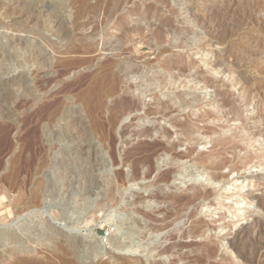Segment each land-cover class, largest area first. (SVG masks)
<instances>
[{"label":"rangeland","instance_id":"obj_1","mask_svg":"<svg viewBox=\"0 0 264 264\" xmlns=\"http://www.w3.org/2000/svg\"><path fill=\"white\" fill-rule=\"evenodd\" d=\"M163 1L165 2L160 3L155 0H0V39L4 38L5 40L12 34L28 36L30 40L42 42L43 49L53 53V57L47 60L45 58L44 61L37 63L38 65L32 64L26 55L25 45L21 44L17 45V49L15 47L12 50L13 56L11 54L3 62L5 64L3 73L8 72V69H10L9 71L22 69L28 76L30 86L29 89L23 90L17 84L5 86L0 81L1 87H5V94L0 98V227L16 231L24 228L17 231L21 232L23 241H29L27 237L34 238L30 232V225L35 226V222L33 225L30 223L27 229L23 225H21L22 227L18 225L30 221L32 218L36 221L34 216L39 210L29 207L28 203L31 200L30 192L35 185V176H37L33 173L32 167L36 151H39L40 155L45 153L46 146H42L39 139L41 138V129L44 128L43 125L46 126L45 130L48 132H60L55 135L59 139L55 138L56 141L52 139L50 144L51 147L54 146L51 150L56 151L55 156L59 165H69L64 159L72 146L62 134L65 130H59L58 122H47L45 112L52 103L61 102V99L65 106L78 105L80 92L89 84L94 75H100L110 67L113 51L109 49L98 51L97 49L106 41L129 51L132 63L144 73L148 64L161 68L159 61L170 59L169 67L160 70L167 78L169 73H173L179 80L174 89L165 87L161 92L158 89L155 91L159 92V96L163 100L173 92H180L187 99H193L192 103L197 107L196 111L188 113V108H185L172 116L187 125L189 128L187 132H191L192 136H197L200 140L183 139L175 145L174 150L162 153L157 157L158 172L165 173L167 170L176 168H174V172L172 170V178L168 182H161L158 186L151 187L152 189H147L144 186L147 179L137 180L134 183L127 182L128 184L126 183L124 187H116L118 184H113L114 191L116 190L115 196L119 197L120 190L124 194L120 198L118 206H111L109 200L103 195L111 190L110 177H113L116 170L117 172L121 171L124 176L130 174L129 165L119 163L113 164V167L112 164L108 166L105 163L106 167L104 165L92 167L90 170L92 175L89 173L87 176L80 177V181H78L80 185L85 184L88 189L89 186L91 187L90 190L94 194V196H90L91 200L97 198L94 200L93 206H90L92 210L89 208V211L92 212L81 211L80 206H77L75 210H71L69 225L83 235L94 233L95 238L103 246L104 256L102 259H108L110 264H119L121 259L126 257H138L142 259L143 264L155 263L158 259L156 248L142 249L131 245L117 248L113 243L112 238L130 228L129 222L132 224L133 219H139L143 226L148 223L145 217L131 210L132 207L125 208L128 205L124 204L131 203L133 195H136L137 192L144 195L147 191L170 192L176 190V193L183 194L187 187L193 183L199 184V188L204 189L201 183L210 173H220L222 176L218 178L220 181L217 182L219 192L210 197V205H200L201 213L199 214L205 222L216 226L228 224L224 229L232 232L241 226L252 229L250 224L257 227L260 222L264 223V217L252 213V209L255 207L252 196L261 194L264 198V27L245 28L240 35L230 41V49L235 52L237 58L219 53L218 49L222 47H216L214 42L202 49L195 48L194 45L173 47L166 43L164 45L168 46L169 50L161 56H156L155 43L148 40L150 38L147 37L149 24L160 22L162 18L168 17L172 19L174 27L186 31V35L200 34L194 20L193 9L204 0ZM133 8L135 14L131 19H128L126 12ZM211 8L213 13L207 21L208 24L230 23L238 26L237 23H240L239 19L244 13L243 11H246L247 18L249 15L254 17L259 14L258 12H263L264 0H221ZM43 12H52L61 18L58 31H48L40 22L35 23L36 17H41ZM27 17L31 20L29 23L23 20ZM141 17L148 18V21L141 20ZM132 24L142 27L141 32L144 37L140 36L139 31H131L115 43V37L120 34L121 29ZM231 59L233 60L229 65L228 61ZM239 63L244 65L239 67ZM73 64H76V67ZM72 65L74 68L70 67ZM67 68L70 70L68 73ZM238 71H242L246 81L240 80L236 84ZM47 73L50 74L49 79L45 77L49 76L46 75ZM51 74L54 75V78ZM47 79L48 83L45 84ZM50 79H54L56 83L53 80L49 81ZM131 80L137 81L135 77ZM48 89L50 90L47 92ZM223 96L228 97L230 105H222ZM152 98L153 95L149 92L143 94L141 101L144 108L152 107ZM139 113L142 112H137V114ZM132 115H129L121 125L131 124L132 118L135 116ZM231 117H234V120H228ZM143 120L146 123L154 122L155 125L168 129V136L161 138L167 144L166 146L180 138L179 131L172 126L168 117L160 118L149 114ZM247 134H252L256 140L249 144L245 150L240 151L241 156L246 154V158L251 160L246 167L233 172H229L225 168L208 167V164L218 160L222 153L220 147H212L216 138L221 139L229 136L235 140L237 136H246ZM129 141H131V145L137 139H129ZM122 148L121 139L117 137L116 153L122 151ZM104 153L107 154L105 151ZM174 154L179 155L175 160L173 159ZM14 157L16 158L14 159ZM106 158L109 159L108 156ZM12 161L31 165H27L28 168L19 175L17 188L8 189L5 193L2 190L8 188V179L5 175L13 163ZM178 168L180 169L177 171ZM100 199H103V205L97 207L94 205L95 201ZM55 200L58 204L59 200ZM18 205L20 206L19 211H17ZM144 205L145 207L142 208L147 212H151V209L156 206H163L162 203L158 204L155 201H149ZM57 206L63 208L64 203L60 202ZM46 208L40 209L39 212L43 217L48 218L51 216V211ZM125 209H128V212ZM234 213L240 215L239 219L234 216ZM221 214L224 216L222 219ZM128 215L131 216L128 217ZM50 218L57 227L64 231L67 230L63 221ZM125 218H128L127 221ZM37 228L42 234L43 227L37 226ZM217 228L218 230L214 229V231L223 229V227ZM262 229L256 235L257 243L259 240H264V227ZM39 241L44 242L42 239ZM10 243L0 239V264H14V259L19 255L18 253L12 254L13 251L10 247L13 246V243ZM28 244L33 246L35 243L29 241ZM37 248L40 249L39 246ZM34 256L41 259L42 264H49L46 257L43 258L44 255ZM232 257L235 264H242L233 253ZM91 258L90 255H86L83 257V261L90 264Z\"/></svg>","mask_w":264,"mask_h":264},{"label":"bare ground","instance_id":"obj_2","mask_svg":"<svg viewBox=\"0 0 264 264\" xmlns=\"http://www.w3.org/2000/svg\"><path fill=\"white\" fill-rule=\"evenodd\" d=\"M155 1L160 3L165 2L163 0ZM220 1L204 0L201 3L199 2V5L194 6V20L202 35H186V31L174 27L172 19L168 17L162 18L160 22L156 21L157 23L149 24L147 37L150 38L148 40H152L155 43L156 56H161L169 50V47L164 45L166 43H169L168 45L173 47L194 45L195 48L202 49L204 46L214 42L216 47H222L218 49L219 53L237 58L235 57V52L230 49V41L240 35L245 28L253 29L256 27H264V11L261 13L258 12L259 14L257 13L258 15L254 17L248 14V18L246 17V11H243L244 13L241 12L242 15L239 19L240 23H237L238 26L230 23L210 25L207 21L213 13L211 7ZM133 14H135L134 8L126 12L128 19H131ZM19 16L21 15L19 14ZM140 19L146 20V22L148 21V18L144 19L141 17ZM23 20L26 23L31 21L28 17ZM34 21L35 23L37 21L40 22L42 26L51 32L58 31L61 24V18L55 16L52 12H43L42 16L39 18L36 17ZM141 30L142 27L140 26L134 24L128 25L121 29L120 34L115 37V43L131 31H139L140 36L144 37ZM34 41L30 40L28 36L15 34L7 37L5 40L4 38L0 39V81L2 85L17 84L23 90L29 89L30 82H28V76L24 70L11 69L9 71L10 69H8V72H2L4 69L3 66L5 65L3 64L4 60L11 56L12 50L15 47L17 49V45H25L26 55L32 64H37L44 61L45 58L47 60L53 57V53H49L47 52L48 50L43 49L42 42ZM97 49L98 51L106 49L113 51L110 58V67L100 75H94L89 84L80 92L78 105L72 104L65 106L63 105L64 103L62 104L63 100L61 99V102L55 101L52 103L45 112L47 122H58L57 126L59 130H65L62 133L65 135V140L72 145L71 149L67 151L66 158L64 157L65 162L69 165L65 163V165H59L57 157L55 156L57 154L56 151L51 150L54 146L51 147L50 144L55 138H58L55 136L56 133L59 134L60 132H55L54 130V132H48L45 130L46 126L44 125L43 129L40 128L41 138L39 139L43 144L42 146L46 147L45 153H41L42 155H40L38 153L39 151H36L34 157L32 167L33 173L37 176H35V185L30 192L31 200L28 206L38 208L39 210L47 207L51 211H49L51 216H48V218L43 217L42 213L38 210V213L34 216L36 221L32 218L30 221H25V223L18 225L20 227L23 225L27 229L30 223L33 225V222H35V226L30 225V232L34 238L27 237V240L35 243L33 246L28 244L29 241H23L21 232H17L24 228L16 231L6 227H0V239L3 242L8 241L9 243H13V246L11 245L10 247L13 251L12 254H19L14 259V264H42V260L34 256L39 254L44 255L43 258L46 257L49 264H86L83 261V257L86 255L92 257L89 260L90 264H110L108 259H102L104 256L102 252L103 246L95 238L94 233L83 235L75 231L73 226L69 225L72 215L71 210H75L77 206H80L81 211L88 210L90 212L92 210L90 206L97 199L91 200L90 196H94L90 190L91 187L89 186L88 189L85 184L80 185V182H78L80 181L79 178L89 175L92 167L99 165L106 167L105 163L108 166L109 164L119 163H123L122 165L128 164L130 174L124 176L121 171L117 172L116 170V173L114 175L112 174L113 177H110L111 190L106 195H103L104 198L109 200L111 206H116L124 194L120 190L119 197L115 196L116 190L114 191L115 187L113 184L115 185L117 183L119 185L116 187H124L127 182L134 183L137 180L147 179V183L144 186L147 189H152L151 187L158 186L161 182H168L172 178V170L174 172L175 167L172 170H167L165 173L158 172L157 157L162 153L164 154L174 150L175 145L183 141V139L200 140L197 136H192L191 132H187L189 129L187 125L175 118V116H172L185 108H188V113L196 111L197 107L192 103L193 99H187L180 92L169 93L167 99L164 100L159 96V92L165 87L174 89L175 84L179 80L173 73H169L167 78L160 70L169 67L171 64L169 58L159 61V67L161 68L148 64V68L144 73L132 63V56L125 48L118 47L106 41ZM232 60L228 61L229 65ZM73 65L70 67H73ZM243 65V63H239V67ZM74 67H76V64ZM67 69L68 73L70 70L69 68ZM46 75H49L45 76L46 78H50V74L47 73ZM133 77L137 81L131 80ZM244 77L242 71H238L235 83L238 84L240 80L246 81ZM52 78H54V75H52ZM48 79L45 81V84L48 83ZM52 80L54 81V79H50L49 81ZM4 88L0 85V98L5 94ZM155 89H158L159 92L155 91ZM147 92L153 95L152 107L147 106V108H144L141 99L143 94ZM222 105H230L228 97H222ZM137 112L142 113L137 114ZM131 113H135L133 114L135 116L132 118L133 122L131 124L121 125L129 115H132ZM149 114L160 118L168 117L171 120L172 126L179 131L180 138L177 141H172L170 145L168 144L169 146H166L167 144L161 138L168 136V129L160 127V125H155L154 122L146 123L143 119L146 115L148 117ZM231 119L234 120V117L228 120ZM117 137L121 139V145L123 147L122 151L118 153L115 150ZM129 139H137V141L130 145L131 141ZM255 140L256 138L252 134L237 136L235 140L229 136L221 139L216 138L213 141L212 147H220L222 153L219 159L211 161L208 167L213 169L225 168L229 172L238 171L246 167L251 160L250 158H246V154L241 156L240 151L245 150ZM178 156L174 154L173 159L175 160ZM27 165L21 162L12 163L9 171L5 175L8 179V188L2 189L5 193H7L8 189L17 188L19 175L31 164ZM128 165L126 166L128 167ZM90 174L92 175V173ZM221 176L222 174L220 173L207 174L205 181L201 183L204 189H200L199 184L193 183L187 187L183 194L176 193V190L170 192H164L162 190L147 191L144 195L137 192L136 195H133L134 198L131 200V203L127 202L124 204L128 205L125 208L132 207L133 209L131 208V210L145 217L148 223L143 226L139 219H133L132 224L129 222L130 228L120 233L119 236L112 238L113 243L117 248H124L130 245L138 246L142 249H150V247L156 248V256L158 259L155 263L150 264H235L232 253L242 264H264V240L260 237V234L259 237L263 241L259 240L258 243L256 242V235L264 227L263 221L257 227L256 225L253 227L250 224L249 226H252V229L241 226L232 232L224 229L228 224H224L223 226L212 225L205 222L199 214L201 213L200 205H210V197L219 192L217 182L220 181L218 178ZM260 195L252 196L255 202L252 213L257 216L259 215V217H264V198H262L263 195ZM55 199H58L59 203L63 202L64 207L60 208L57 206L59 203L57 204ZM100 200L95 201L94 205L97 207L103 205V199ZM149 201H155L158 204L162 203L163 206H156L154 209H151V212L144 211L142 207H145L144 204L149 203ZM105 204L108 203L105 202ZM18 207L19 209L17 211L20 210L19 205ZM89 208H91L90 211ZM130 216L128 215V217ZM234 216L237 219L240 217L238 213H234ZM50 217L54 220L63 221L64 227L67 230L64 231L53 224ZM220 217L222 219L224 217L223 214ZM37 226L43 227L41 229L42 234ZM217 227H223L224 230L214 231V229L218 230ZM251 232L255 234L253 235ZM40 239L44 240V242L41 243L39 241ZM36 246H39L40 249ZM119 264H143V262L138 257H126L122 258Z\"/></svg>","mask_w":264,"mask_h":264}]
</instances>
